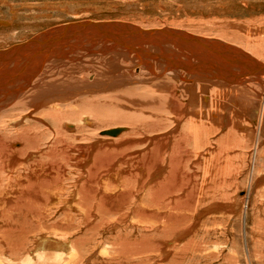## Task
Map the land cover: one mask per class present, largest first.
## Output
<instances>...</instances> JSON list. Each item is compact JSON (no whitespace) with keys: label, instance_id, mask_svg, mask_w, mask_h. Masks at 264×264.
Segmentation results:
<instances>
[{"label":"rangeland","instance_id":"rangeland-1","mask_svg":"<svg viewBox=\"0 0 264 264\" xmlns=\"http://www.w3.org/2000/svg\"><path fill=\"white\" fill-rule=\"evenodd\" d=\"M84 21L121 22L135 25L143 29L170 27L169 29L199 37L203 40H210L213 43L216 42L215 45L211 43L215 47H219V44H225L230 48H235L240 51L243 50L242 52L246 51V53L249 52V55L253 57L256 62L258 60L260 63L264 61V0H0V53H4L7 49L11 50L22 47L30 42L42 46L41 41L35 40L37 37L59 30L65 25ZM187 31L191 32V34ZM77 32L76 30L75 33ZM47 39L46 37L43 45ZM247 42L250 48L246 46ZM162 47L165 48L164 51L166 50L167 52L173 49V46L163 45ZM253 50L254 53L252 52ZM75 51L80 52L79 50ZM196 51L197 52L193 50L197 55H200V52L203 53L202 51ZM84 54L85 52L77 53L74 56V62H69L70 59L64 57L67 56L66 54L63 55V59L61 58L62 60L56 58L49 60L48 62L50 63L48 64H52V66L46 69L49 71L45 79L47 84H44L45 81L43 79L39 87L41 89L47 88L48 84L50 87L58 86V89L60 87H68L65 84H76L78 80L86 77L89 70L94 73L97 69L99 70L102 66V61L97 59L94 55L84 56ZM224 55L228 56L227 53ZM224 55L222 59H220L221 62L224 60ZM129 57H131L133 61L124 63V65L137 62L135 57ZM76 58H80V61L76 60ZM243 62L241 64L242 68L240 67V69L244 71L245 68L246 71V64ZM243 64L245 67H243ZM77 67L79 69H75ZM68 73L71 75L69 78L67 77L69 76ZM150 77L151 76H145V78ZM173 80L171 76H166L165 78V81L172 86L179 84L176 80ZM258 80L260 83L264 82V79H262V81L258 78ZM22 82H25V80ZM149 82L155 83V88L158 92L162 90H159L161 87L160 79L152 78V81ZM260 83L253 82V84H249L248 86L251 88V94L254 96L256 95L255 97L257 100L260 98L258 101L264 104V83ZM60 84H63V87ZM136 84L137 83H135V85ZM258 84L261 86H258ZM123 86L122 88H124V90H120L119 92L123 95L130 93L126 91L129 90V85L125 84ZM77 93V91L71 94L60 93L55 97H68V99H64L65 101L62 103L65 104L75 101L77 98L75 99L76 96L74 95H77ZM70 96H72V98ZM81 103L84 102L79 98L77 104L80 105ZM13 104L9 105V107L14 106ZM107 109L108 108H103L98 114L94 115L96 124L91 123L92 125H87L82 123V116L79 120H68L75 126V130L73 132L67 131L63 133L64 136L66 135L68 143L61 144H64L65 147L66 144H69L71 147H67V152L61 153L55 158L57 162V174L62 180L61 184L63 185V189L57 192V194H59L55 200H50V198L48 199L47 197L36 200V204L38 202L39 205L37 204L34 207V214L32 212L29 213L30 215H35V218L32 216L33 218L30 217L26 219L27 216H25V218L22 217L20 220H14L15 223L17 222L16 226L18 229H21L23 224L29 226V224H36L37 222H42V227L35 228L36 230L31 232L29 240L23 244L20 240H13V237L16 238L15 236H8V238L11 239L9 241L10 245L8 246H15V249L18 248L17 250H21L20 246L23 245V249L28 250V252H24V254L21 253L20 256L19 254L12 255L6 251L4 245L0 244V264H264V139L261 138L260 131L258 132V130H260L258 122L256 127H259L255 130L256 133L254 138L247 135L245 131L242 132L237 126H234L235 128L231 131L237 136L234 137V140L232 139L233 142L231 141L229 143L223 139L224 142L222 140L221 143V137H225L229 128L232 126L224 124L223 120L220 119L222 117H220L217 119L218 124L215 122L217 129H212L211 135L209 134L214 141L221 136L218 142L168 143V147H165V149L167 148V152L164 154L168 164L170 163L172 166L176 165L178 170H182L180 173L185 177L188 176L189 179L187 177L185 179L183 176L185 180H183L184 182L182 181L183 184L180 183V185L173 186L171 187L172 189L170 187L161 189V194L155 190L157 185L154 184L161 181V179L167 175V172L158 171L157 177H153V179L147 182L145 188L137 191L136 215L134 210L128 209L131 205L128 202L125 204L126 207L124 206L123 210H125V213L129 211V221L123 223L121 226L112 225V228L109 224L107 225L102 222L104 221L102 216L97 215L99 217L96 218L95 224L98 225L100 222L104 224V226L99 223L98 228L91 229L86 218L89 212L88 209L90 208V205H88L90 204L88 198H90L91 202H94V200L91 195L88 197L86 194V180L89 174L88 168L94 165L97 160L96 150L98 148L93 151V149L89 150V147L91 148L103 138L101 134L102 130L112 127L124 128L123 133L120 134V136H116L113 143H118L117 138H119V140L121 138L130 140L137 139L138 135L142 136L145 133H148L147 135L157 134L145 129H143V131H138L137 125H135L137 121L131 124L132 122H130L129 117L132 116L133 119H137V115L139 114H148L139 110V107L126 104V106L123 107H113V111L110 110V108ZM15 111L18 110L16 109ZM218 111L221 114L224 113L222 107H220ZM38 113L39 110L36 114ZM122 114L123 116L126 115L125 119L122 118L125 121H117L119 115ZM43 119L46 122L45 125H42L43 127H45L46 124H51L50 118ZM25 120L32 121L33 119L27 117L23 122H25ZM220 123L223 124V126L221 125V127H219L218 125ZM248 123L249 122H247V124ZM23 124L24 123L21 122L18 125L10 124L9 126L17 128ZM128 130H130L129 133H127ZM239 140H241L242 143ZM53 144L54 143L41 142V147L45 150L48 149L50 145L52 148L54 146ZM55 144L58 145L59 143ZM130 144L132 145L126 146L127 152H122L124 155H114L115 160L120 161L125 159L126 161H124L125 163L123 164L120 161L118 165L115 166L116 168L117 166L126 167L136 165V161L138 160L136 158L138 155L136 152L137 149L145 151L152 147L154 143L136 142ZM173 147L176 150L173 149ZM105 149L109 151L106 150V153H101L103 156L98 154L99 159H103L104 157L107 158L106 155L108 152L114 153L116 150L115 146H110ZM181 149L183 150L181 151ZM184 150H187L185 152L186 154ZM63 151H65V149ZM118 151L119 150L116 152ZM176 153L178 154L176 155ZM40 159H43L42 161L45 162L48 160L45 158ZM174 161L176 162L174 163ZM188 172L190 173L188 174ZM137 173H139V170H137ZM212 177H214L215 180L212 179ZM162 180L164 181V179ZM141 182L142 180L137 182V189ZM75 184L84 192L80 190L81 196L75 194L76 196L73 198L69 192L76 188ZM188 185L189 188H187ZM149 186L152 187L149 188ZM186 193L188 195H186ZM43 195L46 196V193L44 192ZM85 197L87 198L86 202H84L86 199ZM187 199H189V201ZM163 200L168 201V205H164L166 206L164 209H162L164 206L160 204ZM170 201H172V203ZM82 204L89 208L82 207L81 210L79 205ZM171 205H173V208ZM42 209L43 211H41ZM154 211H159L161 214H156ZM162 211L166 212L164 216L162 215ZM9 212L10 215L17 213L15 210H9ZM35 212L38 214L36 215ZM40 212L45 214L44 221L40 218ZM47 212L50 213L48 214ZM109 214L110 218L107 216V223H111L114 218H117L116 214ZM67 218L71 223L64 226L66 223L63 224V222H67ZM54 220L60 221L57 227V233L52 234L51 232L48 235L49 228L46 227H49V225L55 226ZM10 224L11 223L7 222V220L0 218L1 230H6V228L11 226ZM39 228L43 230L40 229V232L37 231ZM18 229H16V231H18ZM33 233L36 234L35 237L38 238H35ZM46 235L47 237H53V239H69L65 245V254L67 255V253H69L71 257H69V255L59 260V262L54 261L51 258L53 257L51 254L55 249L50 245L49 247H45L48 253H45L40 259L36 252L38 249L35 247V250L34 246H36L35 242H38L39 237L41 238ZM58 236L60 238H58ZM77 238H79L80 241ZM17 242L20 243V246ZM122 248L126 250L122 252V254H119V250L121 251ZM127 255L129 256L127 257ZM30 256L31 258L33 257L32 259L30 258L33 262L29 261L26 263V257Z\"/></svg>","mask_w":264,"mask_h":264},{"label":"bare ground","instance_id":"bare-ground-1","mask_svg":"<svg viewBox=\"0 0 264 264\" xmlns=\"http://www.w3.org/2000/svg\"><path fill=\"white\" fill-rule=\"evenodd\" d=\"M169 28L159 27L143 29L135 25L121 22L84 21L65 25L59 30L37 37L35 40L41 41L42 46L30 42L22 47L9 49L10 51L7 49L4 53H0V218L11 223V226L6 228V230L0 229V244L4 245V248L10 254H19L20 256L21 253L24 254V252H28V250L23 249V245L20 246L18 242L21 250H17L18 248L15 249V246H8L11 240L8 236H15L17 239L13 237V240H20L23 244L29 240V236L32 231L34 232L36 230L35 228L42 227V222H37L36 224H29V226L23 224L22 228L18 229L16 226L17 222L15 223L14 220H20V218H25V216H27L26 219L32 217L33 215L29 213L34 212L33 209L38 204V202L36 204L37 199L47 197L48 199L50 198V200H55L59 194H57V192L63 189V185L61 184L62 180L57 174V162L55 158L59 154L67 152L68 148L71 147L69 144H66V147L64 144H61L68 143L66 135L64 136L63 133L67 131L73 132L75 130V126L68 120H79L82 116V123L87 125L91 123L96 124L94 115L98 114L101 109L110 108V110H112L115 106L123 107L128 104L139 107V110L148 113L146 115L143 113L137 115V119H133L132 116L129 117L130 122H132L131 124L137 121L135 125H137L138 131H143V129H145L157 133L156 135L153 134L154 136L145 133L142 136L138 135L137 139L130 140L123 138L119 140V138H117L118 143H113L116 136H120V134L123 133L124 128L112 127L102 130L101 134L103 138L91 148L89 147V150L93 149V151L98 148L96 150L97 160L94 165L88 168L89 174L86 180V194L88 197L91 195L94 202H91L90 198H88L90 203L88 205H90V208L84 204L79 206L81 210L82 207L89 208L86 218L91 229L99 227L100 222L98 225L95 224L96 218L99 217L97 215L102 216L104 220L102 222L107 225L109 224L111 227L112 225L121 226L123 223L129 221V211L125 213V210H123L124 206L126 207L125 204L128 202L131 204L128 209L134 210L136 215L137 191L145 188L147 182L153 179V177H157L158 171L167 172V175L162 178L164 181L161 179V181L154 184L157 185L155 190L161 194V189L175 187L180 185V183L183 184L185 181L183 178L185 176L180 173L182 170H178L175 164V166L170 165V163L168 164L167 158L164 157V154L167 152V148L165 149V147H168V143H216L220 140L221 136L219 135L220 137L214 141L209 134L212 132V129L217 127L215 122L218 124L217 119L220 117H222L220 119L223 120L224 124L232 126L229 128L225 137H221V143L223 139L229 143L231 141L233 142L235 139L234 137L237 135L231 130L236 126L238 129L242 130V132L245 131L247 135L252 136V138L255 137V130L260 126L258 132L260 131L261 138L264 139V104L258 101L260 98L257 100L255 97L256 95L254 96L251 94V88L248 86L249 84H253V82L260 83L258 78L261 80L264 79V75H262L264 74V61L262 63H260L259 60L256 62L254 58L249 55V52H242L243 50L240 51L235 48H230L225 44H219L217 48L212 46L215 49L212 55L206 50L203 53L200 52V55H197L195 53L196 51L193 52L192 50V43L197 44L201 49H206L212 44L215 45L216 42L213 43L210 40H203L199 37H193L176 30H167ZM76 30L78 31L77 33H75ZM189 33L191 34V32ZM46 37L48 39L43 45ZM200 39L205 43V46ZM163 45L173 46L172 51L169 50L170 52H167L165 50V52V48L162 47ZM246 46L248 47V42ZM248 48H250V46ZM75 50H79L80 52H76ZM81 52H85L84 56L94 55L97 59L102 61V66L99 70H96L97 73L84 69L88 71L86 77L80 78L81 80H78L76 84H65L68 87H63V84H60L63 88L60 87L59 89L58 86L50 87L49 84L47 87L48 89H41L39 87L43 79L45 81L47 78V72L49 71L46 69L52 66V64H48L50 63L48 62L49 60L52 58L63 59V55L66 54L67 56L64 57L69 58V62H74V56ZM252 52L254 53V50ZM224 53H227L228 56L224 55V62H221L220 59H222ZM129 56L135 57L137 62L124 65V63L133 61ZM79 59L76 58V60ZM243 61L246 64V71L245 68L244 71L240 69ZM243 67H245L244 64ZM75 69L79 68L77 67ZM146 75L151 77L145 78ZM166 76H171L179 84L173 85V87L165 81ZM67 77L69 78L71 75L69 74ZM152 78L160 79L161 83L158 82L161 84L159 90H162L160 92L156 90L155 83L149 82L152 81ZM23 80H25V82H22ZM45 82L44 84H47V81ZM135 83L137 84L135 85ZM125 84L129 85V90L126 91L130 93L126 94L125 92L126 95H123L119 91L124 90L122 87H124L123 85ZM258 86L261 85L258 84ZM76 91L80 94H73L76 96L75 99L77 98L73 102L62 104L65 101L64 99H68V97H55L60 93L71 94ZM261 95L263 96V93ZM70 97L72 98V96ZM79 98L82 99L84 103L78 105L77 102ZM12 104L14 106L9 107V105ZM220 107H222L224 111L222 114L218 111ZM16 109L18 111H15ZM38 110L39 113L36 114ZM125 116L126 115L123 116V114L119 115L117 121H125ZM27 117L30 119L32 118L34 121L25 120V122H23ZM43 118H50L51 124H46V126L43 127L42 125L46 123ZM21 122L24 124L22 126L20 125V127L18 126L16 128L9 126L10 124L18 125ZM247 122H249V125ZM257 122L259 126L256 127ZM221 123L218 125L219 127H221V125L223 126ZM112 129H119L121 132L116 135L106 133V131ZM129 132L130 130L127 131V133ZM239 141L242 143L241 140ZM41 142L54 143V146L51 148L50 145L48 149L43 150ZM136 142L154 144L145 151L137 149L136 152L138 155L136 158L138 160L136 162L138 164L126 166L127 169L123 166H117L116 168L115 166L118 165L120 161L122 164L126 161L125 159L117 161L114 155H124L123 153L127 152L126 146ZM55 143L59 144L56 145ZM110 146H115V152H108L106 155L107 158L104 157V160L99 159L98 154L105 152L108 150L105 148ZM64 149L65 151H63ZM173 149L175 148L173 147ZM117 150L119 151L116 152ZM182 150L183 149H181V151ZM186 151L187 150H184V153ZM177 154L178 153H176V155ZM40 158L48 160L45 162ZM175 162L176 161H174V163ZM220 165L222 166L221 163ZM137 170H139V173H137ZM189 173L190 172H188V174ZM186 177L189 179L188 176ZM212 179H214V177H212ZM140 180H142V182L137 189V182ZM209 184L211 185L210 182ZM189 185L187 188H189ZM150 187L152 186H149V188ZM80 190L78 185H76V188L69 193L74 198L76 195L81 196L82 190ZM44 192L46 196L43 195ZM186 195L188 194L186 193ZM86 200L87 198L84 202H86ZM187 200L189 201V199ZM170 202L172 203V201ZM167 203L168 201L163 200L160 204L164 206ZM171 207L173 208V205H171ZM164 208H166V206L162 209ZM43 209L41 211H43ZM9 210H15L17 213L10 215ZM154 212L156 214H161L159 211ZM40 213L41 220L45 219V214L42 212ZM47 213L49 214L50 212ZM109 213L117 215V218H114L111 223L106 222L107 216L109 217L110 215ZM164 214H166V212L162 213L163 216ZM33 217L35 218V215ZM56 221L57 220L53 221L55 226L49 225V227H46L49 228L48 235L51 232L52 234L57 233L56 231L58 230L57 227L60 221ZM69 223H71V221L68 220V218L67 222H63V224H65L64 226H67V224L69 225ZM102 225L104 226V224ZM16 229H18V231H16ZM40 229L41 228L37 231ZM35 235L36 234H34V237ZM58 238L60 237L58 236ZM77 239L79 240V238ZM68 240L69 239L62 240L61 238L53 239V237H47V235L42 236L41 238L39 237L38 242H35L36 246H34V249L35 247L38 249L36 252L40 258L43 257L45 253H48L46 252V246H53L55 250L51 254L53 256L51 258L59 262V260L64 259L66 256L70 255L69 257H71L69 253H67V255L65 254V245ZM125 250L126 249L122 248L121 251L119 250V254H122ZM128 256L129 255H127V257ZM30 258L31 256L26 257V260L24 259L26 263L29 261L33 262Z\"/></svg>","mask_w":264,"mask_h":264},{"label":"water","instance_id":"water-1","mask_svg":"<svg viewBox=\"0 0 264 264\" xmlns=\"http://www.w3.org/2000/svg\"><path fill=\"white\" fill-rule=\"evenodd\" d=\"M103 24V23H102ZM167 30H172V29H167ZM168 35H170V34H168ZM192 36V35H191ZM193 37H195V36H193ZM201 40V39H200ZM202 41V40H201ZM202 43H204L203 41H202ZM192 45H193V49L192 50H194V51H196V50H198V51H202V52H204L205 50L206 51H209L210 53H211V55L212 54H214V51H215V49L213 48V47H215L214 45H211L210 47L208 46L206 49H201L197 44H195V43H192ZM204 46H205V43L203 44ZM213 46V47H212ZM215 48H217V47H215ZM197 52V51H196ZM216 53H218V52H216ZM225 54V53H224ZM223 54V55H224ZM121 131L119 130V129H112V130H108V131H106V133H108V134H111V135H116V134H119Z\"/></svg>","mask_w":264,"mask_h":264}]
</instances>
